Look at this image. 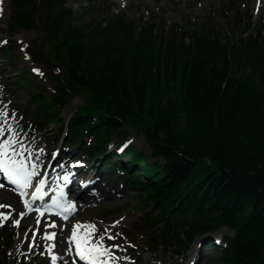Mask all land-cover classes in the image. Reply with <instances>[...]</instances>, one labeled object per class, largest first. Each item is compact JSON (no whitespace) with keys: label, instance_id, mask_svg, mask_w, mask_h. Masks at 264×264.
Instances as JSON below:
<instances>
[{"label":"trees","instance_id":"16d2710c","mask_svg":"<svg viewBox=\"0 0 264 264\" xmlns=\"http://www.w3.org/2000/svg\"><path fill=\"white\" fill-rule=\"evenodd\" d=\"M67 1L11 0L12 27L41 29L36 43L50 50L33 56L54 67L55 94L32 89L35 130L61 121L52 136L65 133V144L120 173L123 190H139L137 206H152L141 220L153 244L181 255L226 228L231 235L220 245L208 236L201 252L213 248L216 264H264V26L254 35L251 15L236 22L237 38L206 25L167 31L155 17L101 19L93 0L75 14ZM77 93L85 104L64 123ZM126 125L145 134L150 154L128 145Z\"/></svg>","mask_w":264,"mask_h":264},{"label":"rangeland","instance_id":"374dc122","mask_svg":"<svg viewBox=\"0 0 264 264\" xmlns=\"http://www.w3.org/2000/svg\"><path fill=\"white\" fill-rule=\"evenodd\" d=\"M93 1L98 10L95 14L101 19L113 17L118 13H125L130 20L149 21L155 17L154 21L157 23L166 22L167 31L177 28L180 32L181 28L199 29L206 25L221 31L223 37L228 35L237 38L242 35V31L236 27V22L246 23L251 15H253L251 32L254 35H258L257 29L264 26V0ZM104 1L111 5V10L107 6L100 8L99 2ZM230 2L231 9L228 5ZM91 5L92 0L67 1L68 8L75 14L81 13L83 6L90 7ZM227 9L230 10L229 13L226 12ZM13 14L14 7L11 0H0V111L8 113L7 120H0V128L4 129V134L0 136V139L15 136L19 141L15 148L22 152L23 157L29 158L26 163H37L36 155L39 153L40 174L50 168L52 172L63 173L59 176L62 178L74 165L76 167L73 168L72 177L76 180L80 175L94 173L92 175L93 186L89 188L93 197L87 196L84 203L75 199L74 193L71 198H67L72 202H74L72 199H75L78 208L80 207L73 217L64 220L59 217L44 216L39 225L36 223L38 214L33 211L20 220L19 227H13L12 221L19 219L20 214L26 209L16 189L5 184L0 188V205H10L14 210L11 218L0 227V255L7 260L6 264H51L50 255H47L49 243L55 244L52 253L59 259L57 264H80L74 251L68 252V241L73 226L76 224L95 225L96 223L102 224L108 235L116 236L119 233L115 240H104L106 246H119L112 249L115 257L122 258V261L115 264H216L218 254L213 248L206 251L204 255H199L202 241H198L181 255H178L172 247L164 248L160 242L152 244L149 239L152 232L143 225L141 220L145 213L150 212L152 206L148 205L145 208L137 206L140 201L139 190L123 191L120 182L116 180L121 177V174L112 178L110 171L102 167L101 158L90 161L85 151L75 150V145H65L63 142L65 133L61 134V138L60 134L59 137L52 136V132L58 133L59 127L63 124L61 121L56 120L46 126L43 131L35 130L36 120L33 114L36 113L37 104L29 102L33 95L32 89L38 90L46 100H49L55 94L54 67L36 60L33 56V52L39 53L42 46L46 55L50 50L47 44H41V40H39L40 47L36 43L37 39L44 37L42 30L30 27L13 28ZM262 34L264 36V30ZM4 51L8 54L4 55ZM84 104L85 96L82 93L73 95L70 104L62 110L64 123L69 121L71 113L77 107ZM9 128L11 132L8 131ZM124 129L129 134V146L150 154L143 132L131 125L124 126ZM41 149H43L42 153H40ZM102 175L104 179L108 178L111 186L104 181L100 182L99 178ZM8 211L7 208H0V212L7 213ZM52 223L56 227H48ZM45 231L55 233V240L50 242L41 239ZM33 232L37 233L36 246L30 248L33 243ZM103 232L100 231L97 235ZM230 233L227 229L221 228L214 237L219 240ZM10 242L12 246L6 250V245Z\"/></svg>","mask_w":264,"mask_h":264},{"label":"snow or ice","instance_id":"6c2138e0","mask_svg":"<svg viewBox=\"0 0 264 264\" xmlns=\"http://www.w3.org/2000/svg\"><path fill=\"white\" fill-rule=\"evenodd\" d=\"M34 71H37L34 69ZM8 113L6 111H0V120H7ZM9 132L12 130L9 128ZM4 129L0 128V136H3ZM19 141L15 136L12 138L0 139V174H2L4 180L15 186L17 194L21 197V201L25 206L26 211L21 213L19 219L13 220V227L20 226V220L24 218L25 215L31 214L33 211L37 212V225L40 224L41 218L46 214H55L61 215V212H53L52 209L60 208V200H64L63 209L66 212L71 209L73 205L68 204L66 198L64 197L63 189H60V197L54 199L51 202V205H48L46 208L41 209L39 207L34 208L33 205L38 200H43L42 189L45 187L46 179L41 178L38 181V185L35 188V191L31 194V199L28 197V189L32 187V181L35 177L40 175L38 170L39 163V153L36 155L37 163H26L28 157H23L22 152H19L15 145ZM127 145H125L126 147ZM27 151V149H25ZM43 152V149L40 150V153ZM21 157V158H18ZM65 184L68 183V176L65 175L62 177ZM4 187L3 183H0V188ZM0 208H7L9 211L7 213L0 212V227L7 222L12 215L14 210L11 209L10 205H0ZM48 227H56L54 223L49 224ZM97 229L95 225H81L76 224L73 226L72 234L69 238V249L68 252L71 253L73 249L80 261H83L84 264H115V261L118 259L113 255L112 249L119 247L117 245L106 246L104 240H115L116 236L108 235L107 230L99 235L96 234ZM27 236V234H25ZM37 233L33 232L32 241L30 248L35 247ZM56 237L55 233H48L45 231L41 239L46 241H54ZM55 244L49 243L47 251L49 252L51 258V264H57L58 257L52 253Z\"/></svg>","mask_w":264,"mask_h":264},{"label":"bare ground","instance_id":"6f19581e","mask_svg":"<svg viewBox=\"0 0 264 264\" xmlns=\"http://www.w3.org/2000/svg\"><path fill=\"white\" fill-rule=\"evenodd\" d=\"M38 170H39V167H38ZM45 172H47V174H48L49 177L52 176V175L54 174V172H52V171L50 170V168L47 169ZM60 183H61V180H59V184H60ZM79 196H80V195H79ZM79 199H81V200L83 201L82 197H79ZM68 203L71 204L70 202H68ZM71 205H72V204H71ZM73 207H74V206H73ZM78 209H80V207H79ZM83 225H88V224H83ZM95 226H96V229H97V233L100 232V231H105V230H104L105 227H104L102 224H100V223H96ZM97 233H96V234H97ZM56 250H58V248H57ZM112 251H113V250H112ZM47 255H49V252H48V251H47ZM58 260H59V259H58ZM58 260H57V263H58ZM118 261H122V258H118V259L115 261V263L118 262ZM79 262H81V261H79ZM80 264H82V262H81Z\"/></svg>","mask_w":264,"mask_h":264}]
</instances>
